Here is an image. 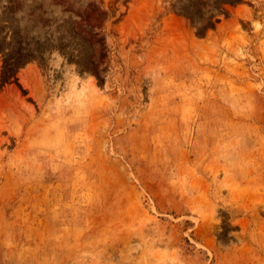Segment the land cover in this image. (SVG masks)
Listing matches in <instances>:
<instances>
[{"label": "rangeland", "instance_id": "rangeland-1", "mask_svg": "<svg viewBox=\"0 0 264 264\" xmlns=\"http://www.w3.org/2000/svg\"><path fill=\"white\" fill-rule=\"evenodd\" d=\"M0 264H264V0H0Z\"/></svg>", "mask_w": 264, "mask_h": 264}]
</instances>
